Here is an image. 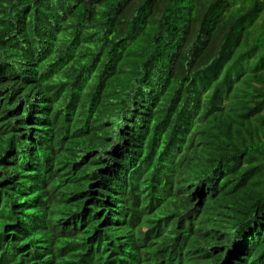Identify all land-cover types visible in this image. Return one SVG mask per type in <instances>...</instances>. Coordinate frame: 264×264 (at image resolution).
Segmentation results:
<instances>
[{"label": "trees", "instance_id": "obj_1", "mask_svg": "<svg viewBox=\"0 0 264 264\" xmlns=\"http://www.w3.org/2000/svg\"><path fill=\"white\" fill-rule=\"evenodd\" d=\"M14 134L29 162L79 172L53 204L22 202L27 227L0 174V264H99L114 237L134 264L155 232L184 264L197 248L229 264V245L233 264H264V0H0V152ZM90 207L113 212L108 233L52 229ZM12 228L25 243L6 248Z\"/></svg>", "mask_w": 264, "mask_h": 264}, {"label": "clouds", "instance_id": "obj_2", "mask_svg": "<svg viewBox=\"0 0 264 264\" xmlns=\"http://www.w3.org/2000/svg\"><path fill=\"white\" fill-rule=\"evenodd\" d=\"M29 124V131H32L31 135L28 136L27 139L31 138L32 135H36V126H32L34 122L31 118L27 119ZM38 125V123H36ZM35 140V146H34V153L35 155H39L38 152V143L40 138L38 137V134L36 136ZM26 137H22L19 135H13L12 139L3 144L0 152V174H3V180L7 184L8 192L3 194L8 198V204L11 205V211L18 209L19 213L14 214V222L17 227L21 226L19 221H21V224L28 226L29 222L30 224L34 225L36 223V220L31 219V215L29 212L24 211V207L22 205V202H25V206H28L32 208V206L37 202L39 199V196L41 197L43 194L49 195L51 198L49 202H44V204H41V206H49L55 202L56 195L59 191L62 190H69L70 187L68 185H60V180L62 178H68L71 175H76L79 170L76 167H79L75 164L76 167L68 164H64L57 160H51L49 159V155L39 157L31 165H28L29 162V153L27 150H22L23 146L25 149L30 148L29 140H25ZM22 144V147H19V144ZM1 146V145H0ZM22 150V151H21ZM18 151L20 154L16 153L17 156H22L20 158V161L24 162V165L26 168H24L22 165H20L19 162H14L13 158L14 153ZM21 151V152H20ZM27 154V156H26ZM26 156V157H25ZM41 159V160H40ZM10 161H13L10 163ZM15 161H18V158L16 157ZM48 163L47 171H41L36 169V165L41 164L45 165ZM12 166L14 168H12ZM18 166V167H15ZM80 166L82 164L80 163ZM30 167V168H29ZM22 169L23 171H18ZM28 170L27 176H24L22 173L24 171ZM10 177H15V180L13 182L7 183V180ZM40 177V184L34 185L32 181L34 179L37 180V178ZM35 180V181H36ZM62 182V181H61ZM15 183L16 186H13L12 184ZM66 183V182H63ZM64 186V187H61ZM117 191V190H116ZM114 194V191L112 193V196ZM84 209V208H83ZM24 212V213H21ZM109 212V214H108ZM104 211V210H96L93 207H90L86 210H79L78 213H75L73 215H69L68 217L63 218L65 221V224L59 227H53L58 235L64 240L67 238L68 234L74 232V231H82L89 227L93 222L97 225V234H106L108 233L115 222V219L113 218V212L110 213V211ZM78 221V222H77ZM77 222V226L75 225ZM12 223V224H13ZM38 225L42 224V220H40ZM16 227V228H17ZM8 231L7 233V241H6V248L8 246V243L15 242L20 245L24 243H19L16 241V239L21 235L20 233H17V230ZM44 229V228H43ZM145 232L149 233L150 230L147 228L143 229ZM160 232V231H159ZM146 233V234H147ZM158 232L151 233L149 235V243L144 244L142 239V244L138 242V240L135 241V247L133 249V256L132 259L134 264H182L181 260L183 261L184 257H187L186 254H183L182 247L180 244H171L167 247L162 248H151L152 240L157 236ZM97 235L94 237L96 238ZM114 237L112 239L111 244H109L105 251L107 253V259L103 260L99 264H128L130 261H124L122 258H120L121 253L125 250L126 242L124 241V238H122L120 241L117 239L115 242V248L113 249L112 245L115 241ZM49 243V242H48ZM52 249H55L51 243H49ZM120 245V246H119ZM120 247V248H119ZM230 245L227 249H223L221 254H225L226 256L224 258V262L227 261L229 264H233L232 259L236 258L233 257V253L229 250ZM119 248V249H118ZM98 251L99 249L96 248L94 250H89L86 253H83L85 257L90 256L94 251ZM227 250V252H226ZM137 252L140 254L138 255ZM196 258L198 259V263H187V264H222L218 260L219 253H216L215 250L206 251L201 250L197 248V250L193 251ZM22 259L20 262H25V264H36V258L33 257L31 253V257L28 258L27 256H22ZM171 258L173 260L171 261ZM223 262V263H224ZM78 264H84L83 262ZM184 264V261H183Z\"/></svg>", "mask_w": 264, "mask_h": 264}, {"label": "bare ground", "instance_id": "obj_3", "mask_svg": "<svg viewBox=\"0 0 264 264\" xmlns=\"http://www.w3.org/2000/svg\"><path fill=\"white\" fill-rule=\"evenodd\" d=\"M41 105H42V104H41ZM43 106H44V105H43ZM36 127H37V126H36ZM40 127H41V126H40ZM43 127H44V126H43ZM43 127H42V128H43ZM38 128H39V127H38ZM39 130H40V129H39ZM42 130H43V129H42ZM33 136H35V135H33ZM33 136H32V137H33ZM34 138H35V137H34ZM34 138H33V139H34ZM49 138H50V137H49ZM33 143H34V142H33ZM139 150H140V149H139ZM48 151H49V150H48ZM39 155H40V154H39ZM41 155H42V154H41ZM135 155H136V154H135ZM16 157L18 158V156H17L16 154L14 155V157H12L14 162H18V161H15ZM29 157L31 158V156H29ZM13 161H10V163H12ZM30 162H31V160H30ZM30 162H29V165H31V164L33 163V162H32V163L30 164ZM116 162H117V161H116ZM121 163H122V162H121ZM141 163H142V162H141ZM123 165H124V164H123ZM141 165H142V164H141ZM12 168H14V167L12 166ZM29 168H30V167H29ZM26 169H28V168H26ZM134 171H135V170H134ZM122 172H123V171H122ZM135 175H136V174H135ZM10 178H11V177H10ZM10 178H9V179H10ZM34 180H36V179H34ZM37 180H38V179H37ZM39 181H40V178H39L38 181H36V184H40ZM112 182H113V181H112ZM122 182H123V181H122ZM33 183H35V182L33 181ZM133 183H134V182H133ZM14 184H15V183H13L12 185H14ZM117 185H118V184H117ZM173 186H175V185H173ZM133 188H134V187H133ZM170 190H171V189H170ZM160 192H161V191H160ZM166 192H167V191H166ZM126 193H127V192H126ZM161 193H162V192H161ZM126 195H127V194H126ZM173 196H174V195H173ZM125 197H126V196H125ZM113 199H114V198H113ZM127 199H128V198H127ZM164 199H165V198H164ZM162 200H163V199H162ZM122 202H123V201H122ZM0 203H1V202H0ZM174 203H175V202H174ZM166 205H167V204H166ZM165 207H166V206H165ZM169 207H170V206H169ZM1 208H2V207H1ZM33 210L35 211V209H33ZM34 218H35V217H34ZM191 220H192V219H191ZM192 221H193V220H192ZM165 226H166V225H165ZM20 228H21V227H20ZM20 228H19V229H20ZM126 230H127V229H126ZM122 232H123V231H122ZM124 232H125V231H124ZM122 235H123V234H122ZM183 236H184V235H183ZM41 237H42V236H41ZM129 238H130V237H129ZM125 239H126V238H125ZM128 241H129V240H128ZM119 246H120V245H119ZM40 249L42 250L41 247H40ZM40 249H39V250H40ZM93 249H94V248H93ZM95 249H96V248H95ZM127 250H128V249H127ZM46 255H47V254H46ZM102 258H103V257H102ZM40 262H41V261H40Z\"/></svg>", "mask_w": 264, "mask_h": 264}, {"label": "rangeland", "instance_id": "obj_4", "mask_svg": "<svg viewBox=\"0 0 264 264\" xmlns=\"http://www.w3.org/2000/svg\"><path fill=\"white\" fill-rule=\"evenodd\" d=\"M30 164H31V162H30Z\"/></svg>", "mask_w": 264, "mask_h": 264}]
</instances>
